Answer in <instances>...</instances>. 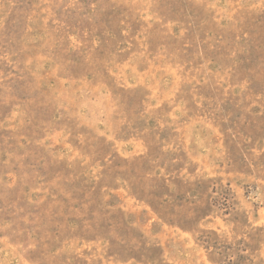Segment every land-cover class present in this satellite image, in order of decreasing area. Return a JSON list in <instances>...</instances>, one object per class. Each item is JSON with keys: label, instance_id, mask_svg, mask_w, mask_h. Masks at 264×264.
<instances>
[{"label": "rangeland", "instance_id": "374dc122", "mask_svg": "<svg viewBox=\"0 0 264 264\" xmlns=\"http://www.w3.org/2000/svg\"><path fill=\"white\" fill-rule=\"evenodd\" d=\"M0 264H264V0H0Z\"/></svg>", "mask_w": 264, "mask_h": 264}]
</instances>
